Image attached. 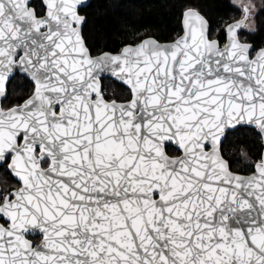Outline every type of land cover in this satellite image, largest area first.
Returning a JSON list of instances; mask_svg holds the SVG:
<instances>
[{
	"label": "snow or ice",
	"instance_id": "obj_1",
	"mask_svg": "<svg viewBox=\"0 0 264 264\" xmlns=\"http://www.w3.org/2000/svg\"><path fill=\"white\" fill-rule=\"evenodd\" d=\"M80 2L0 0V264H264V0L95 56ZM242 128L262 151L236 141L233 171Z\"/></svg>",
	"mask_w": 264,
	"mask_h": 264
},
{
	"label": "trees",
	"instance_id": "obj_2",
	"mask_svg": "<svg viewBox=\"0 0 264 264\" xmlns=\"http://www.w3.org/2000/svg\"><path fill=\"white\" fill-rule=\"evenodd\" d=\"M230 2L231 0H92L80 10L86 17L83 35L92 54L103 51L117 52L126 43H132L134 40L139 42L138 37L154 36L160 41H171L183 31L182 16L187 8H197L207 17L210 25H213L214 22L218 24L221 20H227L235 13V9L228 6ZM260 21H264V16L260 17ZM260 21H257L258 31L242 33L244 40L257 47L264 46V24H260ZM224 39L226 41V37ZM102 82L106 95L127 93L126 86L116 80L106 77ZM12 86L17 94H24L31 88L23 75H18ZM241 140L252 146V153L262 151L260 140L251 128H242L239 132L231 133L225 142V158L235 171L248 166L237 151L236 141ZM167 151L174 154L178 149L168 145ZM255 158V155H252L251 159ZM31 238L36 242L40 236Z\"/></svg>",
	"mask_w": 264,
	"mask_h": 264
},
{
	"label": "water",
	"instance_id": "obj_3",
	"mask_svg": "<svg viewBox=\"0 0 264 264\" xmlns=\"http://www.w3.org/2000/svg\"><path fill=\"white\" fill-rule=\"evenodd\" d=\"M92 0H81V2H80V5H78V12H79V14L81 15V16H83L84 18H85V20H84V23L81 25V34L83 35V28H84V24H85V22H86V17L83 15V14H81V12H80V10L83 8V7H86L90 2H91ZM190 8H193V9H195V10H197V11H199L197 8H195V7H190ZM184 12H185V10H184ZM184 12H183V16H182V25H183V32H184V24H183V19H184ZM206 19H207V17L201 12V11H199ZM208 20V19H207ZM183 32L179 35V36H177L175 39H177V38H179L181 35H183ZM83 37H84V35H83ZM149 37H151V38H154V39H156L159 43H161V44H168V43H171V42H173L175 39H173V40H171V41H160L159 39H157L156 37H154V36H149ZM149 37H146V38H149ZM85 39V38H84ZM248 42V41H247ZM249 43H251V44H253L252 42H249ZM85 44H86V46L88 47V45H87V43H86V40H85ZM254 45V44H253ZM262 47H264V46H262ZM89 48V47H88ZM123 48V47H122ZM121 48V49H122ZM89 50H90V48H89ZM90 52H91V50H90ZM104 52V51H103ZM108 52H111V51H108ZM100 54V53H99ZM99 54H93L94 56L95 55H99ZM106 77H109V78H111V79H113V80H116V81H118L117 79H114L110 74H108V73H105V74H102V77H101V84H102V79L103 78H106ZM119 82V81H118ZM102 88H103V85H102ZM170 145H173V146H175L176 147V145H175V142H171V143H169ZM169 144H166L165 145V151L168 153V151H167V149H166V146L167 145H169ZM177 148V147H176ZM169 154V153H168ZM180 154H182L181 152H180ZM180 154H178V155H180ZM226 159V158H225ZM239 174H241V175H250L251 173H241V172H239ZM32 236H37V235H32ZM28 239H30V240H32L33 242H35L33 239H31L30 237H28ZM41 240H42V236H41ZM40 240V241H41Z\"/></svg>",
	"mask_w": 264,
	"mask_h": 264
},
{
	"label": "flooded vegetation",
	"instance_id": "obj_4",
	"mask_svg": "<svg viewBox=\"0 0 264 264\" xmlns=\"http://www.w3.org/2000/svg\"><path fill=\"white\" fill-rule=\"evenodd\" d=\"M182 32H183V31H182ZM180 34H181V33H180ZM180 34H179V35H180ZM179 35H178V36H179ZM102 85H103V82H102ZM169 145H170V144H169ZM167 146H168V145H167ZM167 146H166V149H167ZM174 147H175V146H174ZM168 153H169V152H168ZM169 154H170V153H169ZM178 154H180V151H179V150H178L177 153L170 154V155H178ZM226 159H227V158H226ZM232 170H233V169H232ZM233 171H235V170H233ZM37 236H40V235H37ZM37 236H32V235H31V236H29V237L31 238V237H37ZM31 239H32V238H31ZM40 240H41V236H40V239H39L38 241H40Z\"/></svg>",
	"mask_w": 264,
	"mask_h": 264
},
{
	"label": "rangeland",
	"instance_id": "obj_5",
	"mask_svg": "<svg viewBox=\"0 0 264 264\" xmlns=\"http://www.w3.org/2000/svg\"><path fill=\"white\" fill-rule=\"evenodd\" d=\"M257 3L259 4L260 3V0H257Z\"/></svg>",
	"mask_w": 264,
	"mask_h": 264
}]
</instances>
